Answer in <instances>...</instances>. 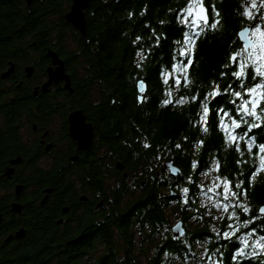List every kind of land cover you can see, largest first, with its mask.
I'll return each instance as SVG.
<instances>
[{
    "label": "trees",
    "instance_id": "16d2710c",
    "mask_svg": "<svg viewBox=\"0 0 264 264\" xmlns=\"http://www.w3.org/2000/svg\"><path fill=\"white\" fill-rule=\"evenodd\" d=\"M52 2L55 38L63 41L64 33L71 26L76 49L66 53V56L75 66L73 73L78 65H82L87 72L85 79L74 81V92L65 94L71 96L72 106H82L95 124L96 142H102L105 146L103 152V146H99L82 156V196L89 197L82 200V207L87 210L91 208L88 216L94 217L92 210L95 203L103 200V206L97 204L102 206L103 217L98 216L99 219L93 222L85 214L82 216V227L85 224V228L91 230L89 239H82V243L75 229L67 227L61 231L56 226L40 225L31 233L30 244L18 249L14 255L0 254V264H209L201 253L207 250L208 255L213 254L217 247L224 253L222 264H231L230 254L235 244L231 240L215 239L212 232L213 227L224 230L228 221H214L216 214H208L203 207V193L199 191V186L204 187L201 174L211 167V176H215L213 160L218 159L221 164L219 175L231 179L241 171L247 175L253 161L245 153L244 159L249 163L238 167V154L234 148H224L223 134L215 126L207 135L192 126L190 121L196 116L197 103L183 107H165L162 104L165 88L157 69L161 67L162 59L167 61L170 57L172 41L180 36L176 13L170 12V9H179L185 0H92L86 10L85 34L65 20L64 15L72 0ZM212 3L223 17V27L198 44L192 72L197 87L192 92L198 88L201 96L210 80L219 81L229 46L236 39L235 33L241 24L238 15L242 10L241 4L251 3V0H206V6ZM142 12L144 15H141ZM129 13H132L131 19ZM159 21L165 23L161 25ZM152 29L157 34H165L167 40L161 39L160 47L153 49V54L140 70L134 63L138 62L136 50L142 44L134 45L133 41L136 36H141L147 45L154 44L155 41L150 39ZM14 30L15 27H12L6 32ZM0 57L6 62L13 55L0 51ZM136 74H141L148 81L147 99L143 103L137 99ZM174 93L176 97L191 95L186 88L174 89ZM55 96L60 95L56 92ZM95 96L100 97L98 103L92 99ZM10 115L12 117L11 112ZM2 129L0 126V131ZM254 132L264 135L260 129H254ZM185 137L188 139L185 140ZM200 138L204 140L203 148L196 146ZM145 142L151 147L145 148ZM177 143L182 146L179 150L175 147ZM168 158L180 168L181 174L167 177L162 170L161 176L157 177V172L163 169L162 163ZM114 159L121 160L134 177L143 176L146 182L128 184L121 178L120 183H107L105 179L112 170L109 165ZM193 164L197 167L193 168ZM240 178L245 179L244 176ZM189 179L195 186L189 183ZM40 184L42 187L51 186L55 196H60L57 203H50V206L61 208L70 202L64 196L67 193L64 180ZM183 187L190 189L188 205L183 204ZM73 192H76V188ZM174 200L177 203L172 213L184 222L187 231L182 237H175L171 231V214L168 210ZM248 203L253 210L251 215H257L259 206L264 205V172L257 176L250 187ZM106 210L111 213L109 220L106 219ZM245 219L248 217L242 216L241 222ZM261 225H264V218L249 225V229H259ZM115 229L120 231L123 242L115 238ZM245 231L241 228L237 236H243ZM206 238L211 242L206 243ZM198 243L203 244L204 249L197 248ZM123 249L126 254L121 256L119 253ZM139 250L142 255L148 254L147 258H139ZM240 264H259V261L242 260Z\"/></svg>",
    "mask_w": 264,
    "mask_h": 264
},
{
    "label": "flooded vegetation",
    "instance_id": "af4514ba",
    "mask_svg": "<svg viewBox=\"0 0 264 264\" xmlns=\"http://www.w3.org/2000/svg\"><path fill=\"white\" fill-rule=\"evenodd\" d=\"M12 27H15L14 31L6 32ZM71 32V26H68L63 41L56 40L52 0H0V51H7L13 55V58L6 62L0 57V126L3 127L0 131V254L14 255L18 249L30 244L31 233L40 225L56 226L61 231L67 227L75 229L82 243V239L83 241L89 239L91 234V230H87L85 224L82 227V216L85 214L86 218L93 219V222L103 217V212L101 213L103 200L95 203L92 210L94 217L88 216L91 208L87 210L82 207V156L89 150H96L103 145L102 142H96L94 122L87 116L82 106H72L71 96L65 94L74 92L75 80L85 79L87 76L82 65H78V69L76 68V72L73 73L75 66L66 56V53L76 49ZM211 33L213 32L208 33L207 37ZM202 39L204 38L202 37L196 45L193 67L198 44ZM62 43L64 44L59 48L58 45ZM138 44L147 45L144 38ZM142 45L137 50L141 49ZM52 53L62 62L72 91L65 89V80L49 84L50 70H55L59 66L54 62ZM134 64L136 67L137 62ZM193 67L190 69L191 73ZM9 71L10 74L6 75ZM134 77L136 93L139 96L141 95L138 90L139 80H144L147 89L148 81L141 74ZM229 82L230 79L226 78L221 83V88L223 89ZM147 91L144 95H147ZM56 92L60 96H55ZM92 99L96 103L100 101L99 96ZM40 108L42 112L39 111ZM55 108L58 109L57 112ZM50 109L52 110L49 111ZM77 110H83L86 123H90L94 131L91 146L84 150L70 135L69 115ZM9 126L12 128L8 129ZM212 126L215 125L210 118V130ZM104 149L105 146L101 148V152ZM166 160L162 163L163 169L157 172V177L161 176L162 170L164 176H173L169 168L164 169ZM119 165H122V168H119ZM109 166L112 170L105 179L109 184L120 183L121 178L128 184L135 181L146 182L143 176L134 177L121 160L114 159ZM201 175H205V172ZM55 180L65 181L67 193L64 196L70 201L61 208L49 205L50 203L55 205L60 198L55 196L54 189L51 186L42 187L40 184ZM75 188L76 192H73ZM84 196L89 198L87 195ZM98 203L102 206H97ZM16 204L20 205L19 211L14 210ZM106 211V219L109 220L111 213ZM20 230H24L25 233L24 237L18 239L16 234ZM115 232V238L123 242L120 231L115 229ZM137 237L141 240L139 234ZM124 254L126 250L123 249L119 255Z\"/></svg>",
    "mask_w": 264,
    "mask_h": 264
},
{
    "label": "snow or ice",
    "instance_id": "6c2138e0",
    "mask_svg": "<svg viewBox=\"0 0 264 264\" xmlns=\"http://www.w3.org/2000/svg\"><path fill=\"white\" fill-rule=\"evenodd\" d=\"M241 9L238 12L241 24L221 67L219 82L210 80L203 96L200 95L198 88L192 92L197 85L190 69L193 67L197 42L202 37L206 38L208 33L223 27V17L215 3L206 6V0H185L179 9H170V12L176 13L175 19L180 36L172 41L171 55L167 61L162 59L157 73L165 88L162 100L165 107H183L186 104L197 103L196 118L190 121L192 126L199 128L201 134L207 135L210 132L211 118L216 129L223 134L224 148H234L238 154V167L249 163V160L244 159L245 153L253 161L247 175L241 171L230 179L229 176L219 175L221 164L218 159H214L216 175L210 181L211 186L207 188L199 186V191L210 201V204L205 203L203 207L209 213L213 208L219 213L213 218L228 221L224 230L213 227L212 232L215 233V239L231 240L235 244L236 247L230 254L231 264H240L242 260L252 259L264 264V225L259 229H249V225L264 218V205L259 206L257 215H251L253 210L248 203L250 187L256 182L257 176L264 172V135L254 132V129L264 132V0L242 3ZM141 15H144V12ZM131 17L132 13H129V19ZM245 21L247 23H244ZM159 23L163 25L165 22ZM151 31L150 39L155 43H149L146 49L142 45L141 49L137 50V68H143L144 63L153 54V49L160 47L161 39L167 40L165 34H157L155 29ZM142 40L141 36H136L133 44L141 43ZM226 78H229L230 82L222 89L221 83ZM183 88L188 89L191 95L176 97L174 89ZM138 89L141 95L137 99L143 103L147 99L144 95L147 87L143 79L139 80ZM196 143L199 148L204 147L203 139L197 140ZM143 146L151 147L147 142ZM175 147L178 150L182 148L179 143ZM192 167L195 168L197 165L193 164ZM212 171L213 169L209 167L205 175H212ZM242 176L245 179H241ZM189 183L195 186L191 179ZM181 192L184 197L183 204L188 205L190 189L183 187ZM242 216L248 219L241 222ZM241 228L246 231L243 236L238 237L237 233ZM205 242L211 241L206 238ZM213 255L218 259L213 261ZM204 258L209 264H222L224 253L217 247L212 255H208L206 250Z\"/></svg>",
    "mask_w": 264,
    "mask_h": 264
},
{
    "label": "water",
    "instance_id": "95a60500",
    "mask_svg": "<svg viewBox=\"0 0 264 264\" xmlns=\"http://www.w3.org/2000/svg\"><path fill=\"white\" fill-rule=\"evenodd\" d=\"M92 0H73L70 10L65 14L67 22L72 24L76 29H78L82 34L86 33V16L85 11L90 6ZM120 1V0H116ZM54 57V62L59 66L55 70H50V80L51 82L58 83L62 80L66 81L65 89L72 91V88L69 84V77L65 74L62 62L58 59L56 54H51ZM10 74V71L6 75ZM139 90V89H138ZM70 122V135L73 139L77 140L82 150L88 149L91 146L94 131L90 123H86V115L83 110H77L72 112L69 115ZM119 168H122V165H119ZM170 169V173L173 176H178L181 174L180 168L173 162L172 159H168L164 163V169ZM50 191V190H49ZM86 196H82L84 201ZM20 209V205H14V210ZM171 231L175 237H182L186 234V227L182 220H179L175 225L171 226ZM24 230L17 232L16 237L18 239L24 237ZM217 260V259H215ZM214 260V261H215Z\"/></svg>",
    "mask_w": 264,
    "mask_h": 264
},
{
    "label": "rangeland",
    "instance_id": "374dc122",
    "mask_svg": "<svg viewBox=\"0 0 264 264\" xmlns=\"http://www.w3.org/2000/svg\"><path fill=\"white\" fill-rule=\"evenodd\" d=\"M212 176L211 175H203V177H202V181H203V183H204V187H210L211 186V184H210V181L212 180ZM207 181H209L208 183H207ZM202 185V184H201ZM176 203H177V201L176 200H174L171 204V207L169 208V210H168V213L169 214H171V216H170V223H171V226H173V225H175L178 221H179V217H178V215L177 214H174V213H172L173 212V209H174V207H175V205H176ZM202 203H203V205L205 204V203H208V204H210V201L209 200H207L206 198H205V196H204V194L202 195ZM207 213L208 214H213V213H215L216 215H219V213H217L216 212V210L213 208L212 209V211H211V213H209L208 211H207ZM214 221H215V219H213ZM197 248H199L200 250L201 249H204V245L203 244H201V243H198L197 244ZM205 250L201 253V256H205ZM142 253V251H140V253H139V255L141 256V258H143L144 256L147 258V256H148V254H146V255H142L141 254Z\"/></svg>",
    "mask_w": 264,
    "mask_h": 264
}]
</instances>
